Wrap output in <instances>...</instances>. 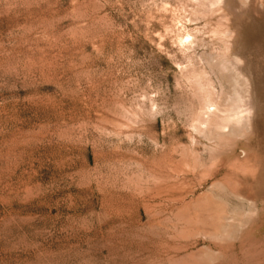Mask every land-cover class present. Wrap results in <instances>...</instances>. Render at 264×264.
Wrapping results in <instances>:
<instances>
[{
    "label": "rangeland",
    "instance_id": "374dc122",
    "mask_svg": "<svg viewBox=\"0 0 264 264\" xmlns=\"http://www.w3.org/2000/svg\"><path fill=\"white\" fill-rule=\"evenodd\" d=\"M0 264H264V0H0Z\"/></svg>",
    "mask_w": 264,
    "mask_h": 264
},
{
    "label": "bare ground",
    "instance_id": "6f19581e",
    "mask_svg": "<svg viewBox=\"0 0 264 264\" xmlns=\"http://www.w3.org/2000/svg\"><path fill=\"white\" fill-rule=\"evenodd\" d=\"M183 40H185V39H183ZM188 40V39H187ZM186 41V40H185ZM188 42V41H187ZM236 112H237V110H236Z\"/></svg>",
    "mask_w": 264,
    "mask_h": 264
}]
</instances>
